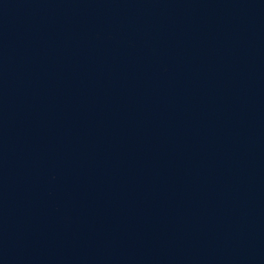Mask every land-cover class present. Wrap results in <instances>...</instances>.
<instances>
[{
    "label": "water",
    "instance_id": "water-1",
    "mask_svg": "<svg viewBox=\"0 0 264 264\" xmlns=\"http://www.w3.org/2000/svg\"><path fill=\"white\" fill-rule=\"evenodd\" d=\"M0 264H264V0H0Z\"/></svg>",
    "mask_w": 264,
    "mask_h": 264
}]
</instances>
